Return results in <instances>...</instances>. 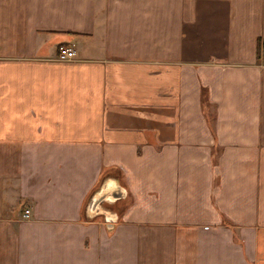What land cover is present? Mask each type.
<instances>
[{
  "label": "crops",
  "instance_id": "1",
  "mask_svg": "<svg viewBox=\"0 0 264 264\" xmlns=\"http://www.w3.org/2000/svg\"><path fill=\"white\" fill-rule=\"evenodd\" d=\"M263 49L264 0H0V264H264Z\"/></svg>",
  "mask_w": 264,
  "mask_h": 264
},
{
  "label": "built area",
  "instance_id": "2",
  "mask_svg": "<svg viewBox=\"0 0 264 264\" xmlns=\"http://www.w3.org/2000/svg\"><path fill=\"white\" fill-rule=\"evenodd\" d=\"M74 56H75V52H74L73 49H71L69 47H66L64 45H60L58 47V54H57L58 59H60V60H67V59L73 58ZM24 214H25V216H28L29 210L26 209L24 211Z\"/></svg>",
  "mask_w": 264,
  "mask_h": 264
},
{
  "label": "water",
  "instance_id": "3",
  "mask_svg": "<svg viewBox=\"0 0 264 264\" xmlns=\"http://www.w3.org/2000/svg\"><path fill=\"white\" fill-rule=\"evenodd\" d=\"M105 201V196L102 192H96L91 199L89 200V204H88V209L92 212H96V210L98 209V206L100 204H102V202ZM106 218V217H105ZM106 221H111L110 220H106Z\"/></svg>",
  "mask_w": 264,
  "mask_h": 264
}]
</instances>
